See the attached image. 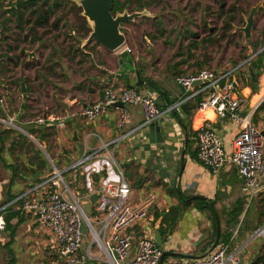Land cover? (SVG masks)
Returning <instances> with one entry per match:
<instances>
[{"label":"crops","instance_id":"obj_1","mask_svg":"<svg viewBox=\"0 0 264 264\" xmlns=\"http://www.w3.org/2000/svg\"><path fill=\"white\" fill-rule=\"evenodd\" d=\"M9 1L0 0V21L15 18L10 12L15 0H11V6L8 5ZM145 11L151 15L147 9ZM127 26H123L122 30L126 34L122 49L109 52L91 43L88 49H81L85 55L83 61L72 68L68 66V57L60 56L57 47L59 41H55L54 34H43L38 29L39 35L35 36V42L30 43V36L26 39L30 44H26L24 55L14 56L19 48L7 50L4 41L8 40L6 36L9 30L0 25V87L5 94L10 115L17 118L24 103L23 113L16 120L17 129L0 126V209L3 210L6 224L5 231L0 233L1 264H39L48 251L53 253L55 260H63L65 264L58 254L52 232L39 226L34 213L21 209L22 200L19 198L44 180L53 167L64 171L85 155L94 156L76 173L65 174L77 195L82 193L79 190L80 184H84L86 198L81 200L82 204L89 202V197L105 180L117 181L118 177H122L129 186L131 205H138L149 196L154 197L147 219L134 228L133 248L127 262L132 260L139 239L154 238L156 234L163 241L162 253H166L161 264H185L205 256L213 245L210 244L213 232L211 215L207 209H202L206 204L219 217L220 234L222 238L229 237V250H239L244 240L254 231L253 219L246 223L242 221L247 207L235 167L229 163L221 170L212 172L197 159L195 130L203 120L208 121L217 132L227 156L231 154L233 140L239 132L237 123L217 120L210 113L197 115L196 101L185 103L186 113L179 110L176 117L172 113L165 115L158 122L160 127L169 126L170 129L165 121L171 120L170 124L173 125L179 120L186 129V133L180 131L182 139L179 149L183 154L184 166L181 170L179 161L171 170L156 165L155 173L154 160L139 139L140 133L148 135L146 128L119 140L142 123L140 106H124L128 119L123 127L119 126L120 108L109 110L93 122L80 118V111L99 101L109 87L134 88L153 98L160 108L185 97V91L175 83L174 78L196 72L189 65L193 62L189 60L191 57L186 56L190 46L186 50L168 44L160 47L144 38L148 53L139 54L133 50L136 48L133 47L134 37L126 29ZM76 34L74 29L68 36ZM2 48H5L3 52ZM127 48L132 50L130 57L134 69L138 71L140 83L135 70L127 67V59L123 56ZM43 51L45 54L40 56L39 53ZM258 59L249 64L247 73L238 76L239 89L251 105L264 90L263 59H260L262 69L256 83L249 75L250 71L255 75L258 73L254 66ZM41 66L43 71L40 70ZM22 83L26 88L25 99L21 91ZM148 83H153L155 87ZM253 87L256 88L255 92ZM160 98L163 100L160 101ZM263 112L264 103L251 119L252 125L262 133ZM244 113L245 109L241 115ZM40 118L54 121L38 125L36 120ZM167 188L180 191L184 201L178 196L167 194ZM262 195L264 187L258 197ZM104 199L108 206L110 199ZM97 202L90 209V212L94 209V215H89L95 222L98 221L95 212ZM161 231L164 232L162 236ZM89 245L83 249L86 251ZM91 253L98 254L93 247Z\"/></svg>","mask_w":264,"mask_h":264},{"label":"built area","instance_id":"obj_2","mask_svg":"<svg viewBox=\"0 0 264 264\" xmlns=\"http://www.w3.org/2000/svg\"><path fill=\"white\" fill-rule=\"evenodd\" d=\"M261 51L226 71L202 69L195 73L175 76V83L184 89L186 95L182 100L164 108H160L153 98L134 88L109 87L105 89L104 96L99 101L83 108L79 116L84 121L93 122L109 110L119 109L117 105L122 104L123 108L119 109V126L123 127L128 119L124 106H140L142 123L119 140L159 122L165 115L193 101H196L197 115L210 113L217 120L237 123L239 132L233 140L231 154L227 156L217 132L208 121L203 120L195 130L197 159L212 172H217L231 163L241 181V193L248 207L262 193L264 187V135L251 123L254 113L264 103V91L251 105L239 89L238 76L248 72L249 64L257 59ZM124 52L132 54L129 48ZM243 109L245 113L241 115ZM45 121L54 119L40 118L36 123L41 125ZM0 126L8 129L18 128L16 118L7 110L5 94L1 87ZM93 156H82L64 171L53 167L44 180L19 198L22 200L21 209L34 213L39 226L52 232L58 246V254L65 264H158L162 249L151 237H143L137 241L133 258L127 262L133 248L134 228L147 219L148 209L154 201L153 196L133 206L129 203V186L122 177H118L117 181L105 180L93 194L98 201L95 208L98 221L95 222L84 215L82 199L74 191L72 183L65 179V174L76 173ZM105 197L110 199L108 206ZM2 212L0 209V233L4 232L6 227ZM83 222L87 226V235L91 237L86 251L83 249L84 235L81 233ZM251 237L264 238V224L257 228ZM95 245L100 252L92 255L91 249ZM185 264H242V261L240 249L230 251L228 244H220L205 256Z\"/></svg>","mask_w":264,"mask_h":264},{"label":"rangeland","instance_id":"obj_3","mask_svg":"<svg viewBox=\"0 0 264 264\" xmlns=\"http://www.w3.org/2000/svg\"><path fill=\"white\" fill-rule=\"evenodd\" d=\"M17 1L19 0H15L14 4ZM44 1L39 0L38 6ZM56 1H61L62 7L55 10L53 18L62 17L65 21H61L56 30H51L48 26L45 33L48 32L54 34L53 37L56 36L55 41H59L57 47L60 56L68 57L69 67H77L85 56L81 52L83 40L78 36L82 33L78 32L79 24L75 18L78 10L73 9V5L79 6L76 3L77 0ZM65 2L67 5L64 4ZM143 2L147 4L146 9L151 15L147 18L135 19L126 28L134 37L135 45L133 47L136 48L133 50L139 54L146 55L148 53L144 40L146 38L147 42L160 47L168 44L186 50L190 46V49L186 50V54L189 52L186 56L191 57L189 60L192 59L193 61L189 63L194 69L193 72L202 69L226 71L236 67L247 57L261 50L257 59L264 60V0H194V2L192 0H143ZM260 2L263 3L255 14L251 36L249 39H245L244 34L238 29L245 26V19L250 10ZM10 3L11 0L8 5ZM222 4L224 9L221 13L220 5ZM0 25L9 30L6 36L8 40L5 39L4 41L7 50L18 47L19 51L13 55H21V51L27 49L26 44L29 42L23 43L24 33L19 30L15 18L10 17L1 20ZM22 27L23 31L26 32V27L24 25ZM74 29L78 34L68 36ZM21 34L22 36H20ZM28 49L31 48L28 47ZM83 49H88V45ZM4 50L5 48H2L1 51ZM190 51L193 53L192 55ZM44 54L45 51L39 53L40 56ZM40 70H44L43 66L40 67ZM263 205L264 195L251 202L243 216L242 221L244 223L253 219L255 228L240 248L242 264H249L264 246V238L253 239L251 237L256 228H260L264 224ZM95 228L97 229L98 226ZM90 242L91 237L84 236L83 248H86ZM93 250L96 253L100 252L96 245ZM47 253L45 258L43 257L39 261V264H63V260L57 261L53 258L54 256L52 257L51 251Z\"/></svg>","mask_w":264,"mask_h":264},{"label":"water","instance_id":"obj_4","mask_svg":"<svg viewBox=\"0 0 264 264\" xmlns=\"http://www.w3.org/2000/svg\"><path fill=\"white\" fill-rule=\"evenodd\" d=\"M76 3L80 7L82 11L81 16L85 18L88 28L90 30L89 35L82 42V49L91 43H96L109 52L119 51L125 46L126 40V34L122 31L123 26L128 22L134 21L135 19L149 16L145 10L134 13L123 12L120 14H114L112 12L114 0H77ZM262 3L263 2H260L250 10L249 15L245 19V26L243 28L238 29L244 34L245 39H249L251 36V30L254 24V17L259 8L261 7ZM123 56L125 59H127V67L130 70L134 69V63L131 60L130 54L124 53ZM135 74L138 83H140L141 81L138 78L137 70H135ZM21 91L23 93V98L25 99L26 88L24 83L21 84ZM159 100L162 101L163 99L160 98ZM117 107L123 108V105L118 104ZM186 108L187 105L183 104L180 109L172 112V115L176 117V113L179 110L186 113ZM23 109L24 103L21 105V109L19 114L17 115L16 120H18L20 115L23 113ZM165 122L170 125V129L169 126L160 127L158 122H156L146 128L148 132L147 136L143 135V133H140L139 138L140 143L144 145L143 148L150 153L151 158H153L154 160L155 173H157L156 165H159L164 169L168 167V169L171 170L174 168L176 162L179 161L181 163V170L184 166L183 154L179 152V149L182 139L180 131L183 130V132H185L186 129L179 120H177V123L173 125L170 124L171 120ZM262 135H264V133H262ZM186 141L187 134L184 136V146H186ZM165 142L168 143L167 146L165 145ZM79 190L82 192L79 195V198H86V194L83 191L84 184H80ZM96 201L97 197L94 195L89 197V202L82 204L84 215L86 217L90 215L91 206L95 205ZM81 233L84 236L87 235V226L84 222L81 225ZM219 236L220 226L218 220L216 219L215 242L211 246L209 252H211L218 245ZM153 239L158 247H163V241L158 234H156ZM165 255L166 253H162L161 259L158 264H161ZM89 264L94 263L91 262Z\"/></svg>","mask_w":264,"mask_h":264},{"label":"trees","instance_id":"obj_5","mask_svg":"<svg viewBox=\"0 0 264 264\" xmlns=\"http://www.w3.org/2000/svg\"><path fill=\"white\" fill-rule=\"evenodd\" d=\"M39 0H19L15 3L13 8H11L10 12L15 16V21L18 24V28L20 31H23L22 25H24L27 29V32H24V44H26V39L30 36L31 41L30 43L35 42V36L39 35L38 29L42 30L43 34H45L46 28H50L51 30H56L58 28L59 23L64 20L62 17L54 19L55 10L62 7L61 1L56 0H45L41 5L38 6ZM67 5V3H64ZM73 9L76 8L78 10L77 15L75 16L77 23L79 24L78 32L80 31L82 34L78 35L82 40H85L90 33L88 25L86 23L85 18L81 16V9L80 7H76L73 5ZM147 8V4L143 2V0H114L112 12L114 14H120L123 12L134 13V12H141ZM220 11L223 12L224 5H220ZM27 12V14H26ZM53 19V21H51ZM52 22V23H50ZM51 24V25H50ZM130 22L126 23L124 26L129 25ZM27 43V44H30ZM16 50L17 48H12ZM11 49V50H12ZM26 49H23L21 52L24 53ZM21 54V55H22ZM255 68L257 69V74L255 75L253 71H250V78L253 82L256 83V79L259 75H261V66L262 62L258 59L254 63ZM148 85L155 87L153 83H148ZM253 92L256 91V88L253 87ZM166 193L170 196H178L184 201V197L182 193L174 188H167ZM264 206V205H263ZM202 209H207L210 212L211 220L213 223V232L211 243L215 242L216 236V219L219 221V217L213 211L212 207L208 206L207 204L204 205ZM94 215V209L91 210L90 216ZM215 215V217H214ZM163 231L160 232V235H163ZM229 237L222 238L221 234L219 236L218 245L220 244H227ZM249 264H264V246L261 247L260 252L258 255L249 263Z\"/></svg>","mask_w":264,"mask_h":264}]
</instances>
